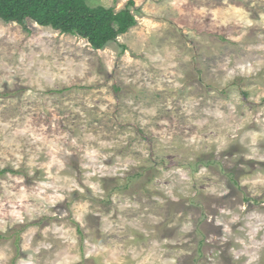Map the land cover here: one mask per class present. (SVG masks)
I'll return each mask as SVG.
<instances>
[{"label": "rangeland", "instance_id": "obj_1", "mask_svg": "<svg viewBox=\"0 0 264 264\" xmlns=\"http://www.w3.org/2000/svg\"><path fill=\"white\" fill-rule=\"evenodd\" d=\"M133 1L0 20V264H264V0Z\"/></svg>", "mask_w": 264, "mask_h": 264}, {"label": "trees", "instance_id": "obj_2", "mask_svg": "<svg viewBox=\"0 0 264 264\" xmlns=\"http://www.w3.org/2000/svg\"><path fill=\"white\" fill-rule=\"evenodd\" d=\"M141 11L133 0L120 11L113 7H91L87 0H0L3 22L25 27L33 22L85 39L95 50L116 43L119 36L137 26V15Z\"/></svg>", "mask_w": 264, "mask_h": 264}]
</instances>
